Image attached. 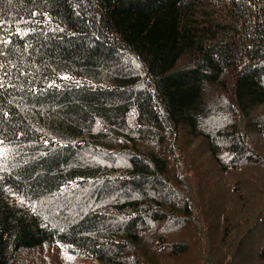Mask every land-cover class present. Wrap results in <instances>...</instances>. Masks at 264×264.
Segmentation results:
<instances>
[{
  "label": "trees",
  "instance_id": "trees-1",
  "mask_svg": "<svg viewBox=\"0 0 264 264\" xmlns=\"http://www.w3.org/2000/svg\"><path fill=\"white\" fill-rule=\"evenodd\" d=\"M0 264H264V0H0Z\"/></svg>",
  "mask_w": 264,
  "mask_h": 264
},
{
  "label": "rangeland",
  "instance_id": "rangeland-1",
  "mask_svg": "<svg viewBox=\"0 0 264 264\" xmlns=\"http://www.w3.org/2000/svg\"><path fill=\"white\" fill-rule=\"evenodd\" d=\"M214 1V0H213Z\"/></svg>",
  "mask_w": 264,
  "mask_h": 264
}]
</instances>
